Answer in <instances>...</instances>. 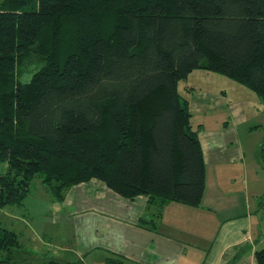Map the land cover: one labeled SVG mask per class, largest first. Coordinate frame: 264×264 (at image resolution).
I'll return each mask as SVG.
<instances>
[{
  "label": "trees",
  "instance_id": "obj_1",
  "mask_svg": "<svg viewBox=\"0 0 264 264\" xmlns=\"http://www.w3.org/2000/svg\"><path fill=\"white\" fill-rule=\"evenodd\" d=\"M195 70L264 104V0H0V207L36 177L55 203L91 180L142 196L146 229L171 203L198 207L205 164L178 92ZM258 155L264 168V144ZM19 248L0 225V264H22Z\"/></svg>",
  "mask_w": 264,
  "mask_h": 264
},
{
  "label": "crops",
  "instance_id": "obj_2",
  "mask_svg": "<svg viewBox=\"0 0 264 264\" xmlns=\"http://www.w3.org/2000/svg\"><path fill=\"white\" fill-rule=\"evenodd\" d=\"M184 89L192 116L201 109L206 116L222 109L228 114L220 130L206 131L202 123L193 128L205 164L200 205L171 203L156 227L146 229L138 224L152 217L144 197L125 200L96 180L77 185L51 206L53 225L72 231L61 257L84 264H106L109 257L122 264H255V253L264 249V192L254 191L264 181L258 155L264 141L244 144L237 133L238 125L254 116L240 102L229 103L223 91L209 97L200 90L196 97L194 85Z\"/></svg>",
  "mask_w": 264,
  "mask_h": 264
},
{
  "label": "rangeland",
  "instance_id": "obj_3",
  "mask_svg": "<svg viewBox=\"0 0 264 264\" xmlns=\"http://www.w3.org/2000/svg\"><path fill=\"white\" fill-rule=\"evenodd\" d=\"M187 84L194 85L196 97L200 90L203 93H208L209 97L220 94L223 91L229 103L235 101L243 104L248 113L254 117L248 118L246 124L241 123V125H238L237 133L239 139L242 143H250L253 146H258L259 142L264 141V104L252 91L221 74L200 70L193 71L186 81H181L178 84L180 95L190 99V94H187L184 89ZM201 111L193 112L191 119L193 128H197L202 123L204 130L217 131L222 129L221 124L224 123L225 119H228V114L225 112L226 109L218 110L219 112L216 111L214 113L208 111L207 116L205 115L207 111ZM199 112L201 114H198ZM200 120L203 121L200 122ZM253 125L260 126L254 129ZM37 178L33 181L29 195L23 204L0 207V225L14 231L19 236L20 248L17 250L16 256H18L16 258L24 261L22 264L44 262L49 257L65 259L61 257V250L68 247L66 245L70 243L72 236V231L67 225L61 223L53 225L54 221L51 220L52 212L50 213V211L51 206L55 202ZM254 191L264 192V181L260 180ZM262 203H264V195ZM260 212L264 217V209L262 207ZM210 237L208 236L209 239Z\"/></svg>",
  "mask_w": 264,
  "mask_h": 264
}]
</instances>
